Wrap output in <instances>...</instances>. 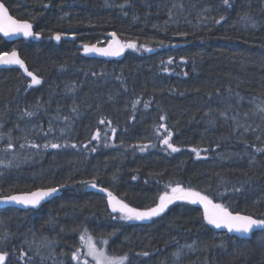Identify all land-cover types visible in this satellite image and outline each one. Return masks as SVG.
Wrapping results in <instances>:
<instances>
[{
    "label": "trees",
    "instance_id": "16d2710c",
    "mask_svg": "<svg viewBox=\"0 0 264 264\" xmlns=\"http://www.w3.org/2000/svg\"><path fill=\"white\" fill-rule=\"evenodd\" d=\"M1 1L41 36H0V55L15 50L41 83L0 66V196L61 188L38 209H0L7 264H77L85 230L123 264H264V229L218 232L185 202L126 221L91 187L143 211L179 183L264 218V0ZM110 33L136 49L83 54Z\"/></svg>",
    "mask_w": 264,
    "mask_h": 264
},
{
    "label": "snow or ice",
    "instance_id": "6c2138e0",
    "mask_svg": "<svg viewBox=\"0 0 264 264\" xmlns=\"http://www.w3.org/2000/svg\"><path fill=\"white\" fill-rule=\"evenodd\" d=\"M225 5H229V0H223ZM47 7V5H45ZM224 20V17L221 16L216 23H220V21ZM0 33L5 37H9L12 35L20 34L25 39L29 37H34L39 39L41 33L33 31V25L28 21H20L13 18L8 9L5 7L3 3H0ZM112 39L108 42L107 47L100 48L96 45H84V52L91 53L95 52L104 56H116L120 55L125 48L136 49V44L134 42L121 43L117 40L115 33L109 34ZM52 39L59 41L61 40V34L55 33ZM146 51H151V49H145ZM172 59L169 58L168 63H172ZM0 65H18L19 68L23 69L25 73L31 77V84L29 85H38L41 83L40 79L34 75L32 72L28 71L25 67L24 61L21 60L15 50L10 53H3L0 55ZM167 71V69H165ZM135 103V102H134ZM147 107V105H145ZM31 115V113H28ZM161 120H164L165 117L161 116ZM100 123H104L103 120ZM160 128H165L164 124L159 125ZM167 134L161 140V143L165 145L171 152H179L180 148L174 146L170 141L173 133L167 129H165ZM115 132V129H112ZM99 138V133L93 135L92 139L96 140ZM11 147V145H9ZM32 147H37V145L33 144ZM45 147H51L53 149L61 147V145L52 143L49 145H45ZM73 148L77 147L75 144L72 145ZM143 146L141 147V151L144 150ZM95 151V149H92ZM192 152L195 153L197 158H200L201 150L198 148H192ZM204 151H207L206 149ZM135 179V177H133ZM91 187L96 188V183H91ZM57 188H48V189H38L36 191L22 194V195H8L0 197V203H8L14 202L16 204H22L24 206H31L35 208L37 205L41 203L46 197L52 195L57 192ZM99 191L106 192L108 197V205L112 209L113 212H119L120 219L122 220H151L153 217H158L172 204L174 201H185L188 204H199L203 207V219L209 225H213L216 228H226L228 232H236L249 234L255 228L264 229V218H253L250 215H242L239 213L233 214L227 207L220 203H214L212 199H210L207 195L202 194L200 191L193 190L192 188L182 187L179 183L170 188L169 192H165L164 194L159 196V202L156 203L154 207L147 208L146 210H138L136 208L130 207L128 204L123 201L117 199L112 192L107 189L100 188ZM86 231L80 234V240L84 244L86 248L85 255L91 257L95 264H123V262L127 259V256L119 258V261H114L111 257L107 256L103 248H99L93 242L91 236H86ZM103 243H108L107 240L103 241ZM8 253L0 252V264H6L8 259ZM24 253H21V257H23ZM142 255L147 256L148 253L144 252ZM175 255H179V253H175ZM72 260L77 261V264H80L79 258V249L76 252L72 253ZM82 264H88V261L85 260Z\"/></svg>",
    "mask_w": 264,
    "mask_h": 264
},
{
    "label": "water",
    "instance_id": "95a60500",
    "mask_svg": "<svg viewBox=\"0 0 264 264\" xmlns=\"http://www.w3.org/2000/svg\"><path fill=\"white\" fill-rule=\"evenodd\" d=\"M0 3H3V2L0 0ZM3 4H4V3H3ZM4 5H5V4H4ZM5 7L8 9V7H7L6 5H5ZM8 12H9V14H10L13 18H15V19H17V20H20V21H27V20L19 19V18L13 16V15L10 13L9 9H8ZM28 22H29V21H28ZM29 23H31V22H29ZM31 24H32V23H31ZM33 31H34V29H33ZM0 36H1L2 38H4V39L8 40V41H15V40H18V39L24 38V37H23L22 35H20V34L12 35V36H9V37H5V36H3L2 33H0ZM108 37H111V36L108 35ZM32 38H33V37H29V38H27V39H32ZM154 51H155V49H151V51H147V53H151V52H154ZM90 55H91V56H94V57H105L104 55H100V54L95 53V52H91ZM48 188H57L58 191L55 192V193H53L52 195L46 197V198H45L44 200H42L41 203H40L39 205H37L35 208H33V207H31V206H27V207H26V206H24V205H22V204H16V203H14V202H8V203H0V209L5 208V207H14V208H17V209H22V210H27V209H38V208L41 207L42 204H44V203H46L47 201L51 200V199H52L57 193H59L60 190H61L60 187H43V188H38V189H48ZM38 189H35V190H32V191H29V192L12 193V194H9V195H22V194H27V193H30V192L36 191V190H38ZM99 189H100V187L97 186V187H96V190L99 191ZM104 193H106V192H104ZM3 196H8V195H1L0 197H3ZM213 202H214V203H218V202H216V201H214V200H213ZM196 206H197L199 209H201V211L203 212V207H202L201 205L196 204ZM228 209H229V208H228ZM229 211H231L233 214L239 213V214H242V215H249V214H245V213H240V212L232 211V210H230V209H229ZM250 216H252V215H250ZM253 218H256V217L253 216ZM211 226H212L216 231H218V232H226L227 234H229V235H231V236H235V237L240 238V239H249V238H251L252 234H253L254 232H256V230L258 229V228H255V229H253V231H252L251 233H249V234H243V233H236V232H228V230H227L226 228H223V227H221V228H216V227H214L213 225H211ZM0 252H3V251H0ZM6 264H7V261H6Z\"/></svg>",
    "mask_w": 264,
    "mask_h": 264
},
{
    "label": "rangeland",
    "instance_id": "374dc122",
    "mask_svg": "<svg viewBox=\"0 0 264 264\" xmlns=\"http://www.w3.org/2000/svg\"><path fill=\"white\" fill-rule=\"evenodd\" d=\"M116 38H117V37H116ZM111 39H112V37H107V38L104 39L101 43H98V44H92V45H96L97 47H100V48H105V47H107L108 42H109ZM117 40L120 41L118 38H117ZM120 42L123 43L122 41H120ZM89 46H91V45H89ZM127 49H128V48H125V49L123 50V52H122L120 55H116V56H105V57H106V58H118V57H120V56L124 53V51L127 50ZM82 52H83V54H85V55H90V53H85V52H84V46L82 47ZM0 66H1V65H0ZM0 160H1V158H0ZM5 163H7V161H0V165H4ZM175 202H185V201H174L173 203H175ZM185 203H187V202H185ZM170 205H171V204H170ZM116 213H118V214H119V217H120L121 214H120L119 212H116ZM126 221H136V220H126ZM143 221H148V220H143ZM141 222H142V221H141ZM85 234H86V236H91L92 239H93V242L96 244V246L99 247V248H103L107 256L111 257L114 261H119V258H121V257H119V256H115V255H113L112 253H110L109 250H108V247H107V243H106V244L103 243V241L107 240L106 238H98V237H94L93 235L88 234V233H85ZM107 241H108V240H107ZM85 252H86V248H85L84 244L82 243L81 249L79 250L80 264H82V262L85 261V260L88 261V264H95V262L92 260L91 257H88V256L85 255ZM124 262H125V261H124ZM124 262H123V263H124Z\"/></svg>",
    "mask_w": 264,
    "mask_h": 264
},
{
    "label": "bare ground",
    "instance_id": "6f19581e",
    "mask_svg": "<svg viewBox=\"0 0 264 264\" xmlns=\"http://www.w3.org/2000/svg\"><path fill=\"white\" fill-rule=\"evenodd\" d=\"M34 26V25H33Z\"/></svg>",
    "mask_w": 264,
    "mask_h": 264
}]
</instances>
